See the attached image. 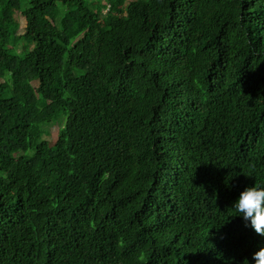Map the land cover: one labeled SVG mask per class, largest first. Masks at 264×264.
<instances>
[{"label":"trees","instance_id":"trees-1","mask_svg":"<svg viewBox=\"0 0 264 264\" xmlns=\"http://www.w3.org/2000/svg\"><path fill=\"white\" fill-rule=\"evenodd\" d=\"M128 1L0 0V264H255L264 0Z\"/></svg>","mask_w":264,"mask_h":264},{"label":"clouds","instance_id":"clouds-1","mask_svg":"<svg viewBox=\"0 0 264 264\" xmlns=\"http://www.w3.org/2000/svg\"><path fill=\"white\" fill-rule=\"evenodd\" d=\"M233 206L237 215H241L246 222H250V226L258 234L264 235V186L254 184L245 187ZM254 251L255 264H264V242L258 243Z\"/></svg>","mask_w":264,"mask_h":264},{"label":"rangeland","instance_id":"rangeland-1","mask_svg":"<svg viewBox=\"0 0 264 264\" xmlns=\"http://www.w3.org/2000/svg\"><path fill=\"white\" fill-rule=\"evenodd\" d=\"M94 1V0H93ZM130 1V0H129ZM128 1V2H129ZM95 7L93 6V9ZM106 11V10H105ZM18 20H19V23H20V31L23 32L24 28H25V24H26V18L25 16H23L22 14H19L18 15ZM23 49V46H19L18 47V51H22ZM77 73H79V71L77 70ZM64 123V119L61 120V122H53L51 123L50 125L48 126H45V130H47L48 132V136H49V140L51 142L55 141L56 137L58 136L59 134V131H60V128L61 126L63 125Z\"/></svg>","mask_w":264,"mask_h":264}]
</instances>
